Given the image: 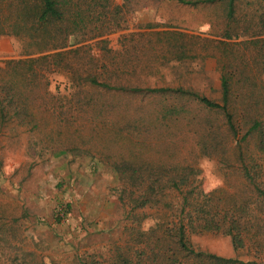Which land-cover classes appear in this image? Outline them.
<instances>
[{
    "label": "trees",
    "instance_id": "1",
    "mask_svg": "<svg viewBox=\"0 0 264 264\" xmlns=\"http://www.w3.org/2000/svg\"><path fill=\"white\" fill-rule=\"evenodd\" d=\"M164 1L223 11L219 37L226 41H210L216 46L207 55L219 65L220 101L183 88L129 86L109 70V61L116 65L114 58L106 62L105 54L112 52L106 37L127 29L129 13ZM239 1L123 0L115 5L114 0H0V36L22 40L27 55L7 62L13 76L0 86L2 123L16 117L15 122L30 130L44 125L39 102L53 97L49 76L61 72L72 90L62 99L74 103L62 108L61 119L56 108L47 106L56 132L80 130L88 121L96 126L90 116L116 110L124 97H152L160 109L150 124L127 123L129 134L147 130L146 124L184 123L200 156L215 161L222 174L221 185L206 192L193 166L136 155L137 146L143 149L146 142L131 140L129 155L111 164L118 177L111 192L127 217L124 239L106 255L76 254L67 264H264V11L244 26ZM173 48L177 61L187 56L184 42ZM7 109L14 110V117H8ZM14 231L0 224V264H45L37 248L12 243ZM207 234L228 237L237 255L198 249L193 237Z\"/></svg>",
    "mask_w": 264,
    "mask_h": 264
},
{
    "label": "rangeland",
    "instance_id": "2",
    "mask_svg": "<svg viewBox=\"0 0 264 264\" xmlns=\"http://www.w3.org/2000/svg\"><path fill=\"white\" fill-rule=\"evenodd\" d=\"M114 4L122 5L123 0H114ZM260 10L264 11V0H240L242 25H248ZM2 11L5 16L7 10ZM125 17L127 29L106 37L112 52L105 54L106 62L114 58L116 66L109 61V70L121 76L123 83L183 88L220 101L219 65L217 59L207 56L217 42L226 41L219 37L223 27L220 8H190L164 1ZM129 34L133 35L124 40ZM177 41L186 45L187 56L181 61L175 59ZM26 58L22 40L0 36V86L13 76L7 62ZM49 81L53 97L39 102L38 116L46 121L39 129L30 130L15 122L12 109L6 110L12 120H0V224L5 222L15 230L14 245L37 248L45 264H67L74 255L85 252L106 255L112 244L124 239L122 227L127 217L111 192L118 183L111 164L129 155L131 140L139 137L138 141L146 142L143 149L137 146L136 155L193 166L206 192L221 185L217 163L200 156L186 124L147 126L161 107L159 100L124 97L116 110L90 116L96 126L88 121L80 130L61 134L53 130L50 122L54 118L47 106L56 108V115L63 118L62 108L74 103V99L72 103L62 99L71 94V83L61 72L52 73ZM141 120L149 123H145L147 130L129 134L126 124ZM192 240L198 249L223 257L237 255L226 236L207 234ZM241 257L246 258L245 254Z\"/></svg>",
    "mask_w": 264,
    "mask_h": 264
}]
</instances>
